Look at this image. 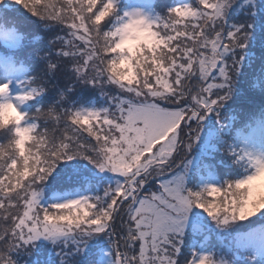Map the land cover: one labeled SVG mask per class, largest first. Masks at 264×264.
I'll return each mask as SVG.
<instances>
[{
	"label": "snow or ice",
	"instance_id": "1",
	"mask_svg": "<svg viewBox=\"0 0 264 264\" xmlns=\"http://www.w3.org/2000/svg\"><path fill=\"white\" fill-rule=\"evenodd\" d=\"M0 140V264H264V2L0 0Z\"/></svg>",
	"mask_w": 264,
	"mask_h": 264
},
{
	"label": "trees",
	"instance_id": "2",
	"mask_svg": "<svg viewBox=\"0 0 264 264\" xmlns=\"http://www.w3.org/2000/svg\"><path fill=\"white\" fill-rule=\"evenodd\" d=\"M174 2H176V0H156V3H170L171 4V3H174ZM189 2L195 4L196 0H189ZM262 2H264V0H262ZM91 98L93 100H95L98 105H99V103L102 102L98 93L91 95ZM257 103H260L259 98H257L256 100H254L251 103L245 102L244 107L247 108V109L255 108L254 106H256ZM41 122H43V121L41 120ZM223 178H225V177H222V179ZM49 182H51V180ZM47 190H48V188H45V191H44L45 198L49 196L47 194Z\"/></svg>",
	"mask_w": 264,
	"mask_h": 264
},
{
	"label": "rangeland",
	"instance_id": "3",
	"mask_svg": "<svg viewBox=\"0 0 264 264\" xmlns=\"http://www.w3.org/2000/svg\"><path fill=\"white\" fill-rule=\"evenodd\" d=\"M49 127L51 128V125H49ZM0 142H3V141L0 140ZM57 195H58V194L54 195L53 198H54L55 196H57ZM217 199H219V197H217Z\"/></svg>",
	"mask_w": 264,
	"mask_h": 264
}]
</instances>
